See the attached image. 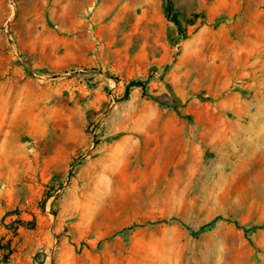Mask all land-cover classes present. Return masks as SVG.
<instances>
[{
	"label": "rangeland",
	"instance_id": "1",
	"mask_svg": "<svg viewBox=\"0 0 264 264\" xmlns=\"http://www.w3.org/2000/svg\"><path fill=\"white\" fill-rule=\"evenodd\" d=\"M0 264H264V0H0Z\"/></svg>",
	"mask_w": 264,
	"mask_h": 264
},
{
	"label": "trees",
	"instance_id": "2",
	"mask_svg": "<svg viewBox=\"0 0 264 264\" xmlns=\"http://www.w3.org/2000/svg\"><path fill=\"white\" fill-rule=\"evenodd\" d=\"M170 1V0H169ZM172 12V9H171V4L169 5V13H171ZM175 23L178 25V22L177 21H175ZM133 87H139V88H142L144 91L146 90V84L144 83V82H141V81H137V82H131L130 84H129V86L127 87V91H129L131 88H133ZM17 226H16V225ZM15 224H13V225H11V226H8V227H10V229H13V231L14 232H16L17 230H18V227H25V226H27V225H29V224H27L26 222H23V221H17V222H15ZM240 227V226H239ZM6 251H8V250H6ZM9 254H10V251H8L6 254H5V256H4V259H5V261H8V257H9Z\"/></svg>",
	"mask_w": 264,
	"mask_h": 264
},
{
	"label": "crops",
	"instance_id": "3",
	"mask_svg": "<svg viewBox=\"0 0 264 264\" xmlns=\"http://www.w3.org/2000/svg\"><path fill=\"white\" fill-rule=\"evenodd\" d=\"M11 217H12L13 220H15L16 218H19L20 220H23V221H30L29 219L30 218L32 219L33 216L31 214H29V213H24L23 212L19 216H17V214H16V215H13ZM24 230H25L24 228L20 227L18 232L21 233ZM7 232H9V231H7Z\"/></svg>",
	"mask_w": 264,
	"mask_h": 264
},
{
	"label": "built area",
	"instance_id": "4",
	"mask_svg": "<svg viewBox=\"0 0 264 264\" xmlns=\"http://www.w3.org/2000/svg\"><path fill=\"white\" fill-rule=\"evenodd\" d=\"M13 215H16V213L10 215V219H11V221L6 225V226H7V230H8L9 232H14V231H13V229H10V227H8V226H11V225L15 224V222H17V221H23V220H20L19 218H16L15 220H13L12 217H11V216H13ZM15 225H16V224H15ZM16 226H17V225H16ZM19 228H20V227H18V229H19Z\"/></svg>",
	"mask_w": 264,
	"mask_h": 264
}]
</instances>
